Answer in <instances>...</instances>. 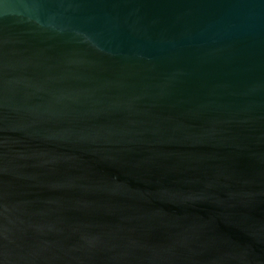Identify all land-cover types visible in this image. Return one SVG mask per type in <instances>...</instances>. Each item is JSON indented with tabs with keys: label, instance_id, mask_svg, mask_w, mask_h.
Wrapping results in <instances>:
<instances>
[{
	"label": "water",
	"instance_id": "1",
	"mask_svg": "<svg viewBox=\"0 0 264 264\" xmlns=\"http://www.w3.org/2000/svg\"><path fill=\"white\" fill-rule=\"evenodd\" d=\"M0 264H264V0H0Z\"/></svg>",
	"mask_w": 264,
	"mask_h": 264
}]
</instances>
